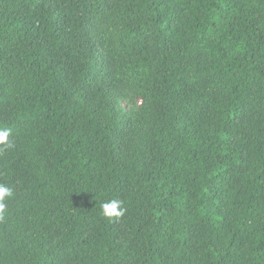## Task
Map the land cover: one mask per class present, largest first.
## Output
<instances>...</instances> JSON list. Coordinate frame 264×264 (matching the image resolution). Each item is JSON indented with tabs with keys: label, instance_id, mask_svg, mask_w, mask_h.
Wrapping results in <instances>:
<instances>
[{
	"label": "trees",
	"instance_id": "obj_1",
	"mask_svg": "<svg viewBox=\"0 0 264 264\" xmlns=\"http://www.w3.org/2000/svg\"><path fill=\"white\" fill-rule=\"evenodd\" d=\"M0 128V264H264V0H0Z\"/></svg>",
	"mask_w": 264,
	"mask_h": 264
},
{
	"label": "clouds",
	"instance_id": "obj_2",
	"mask_svg": "<svg viewBox=\"0 0 264 264\" xmlns=\"http://www.w3.org/2000/svg\"><path fill=\"white\" fill-rule=\"evenodd\" d=\"M10 128H0V153H3L13 145L9 140ZM14 195L13 189L5 184H0V220L5 219L7 205L5 201ZM126 208L122 207V201L111 199L100 204V212L104 218L120 219L126 213Z\"/></svg>",
	"mask_w": 264,
	"mask_h": 264
}]
</instances>
